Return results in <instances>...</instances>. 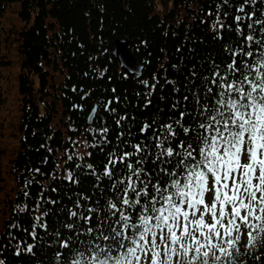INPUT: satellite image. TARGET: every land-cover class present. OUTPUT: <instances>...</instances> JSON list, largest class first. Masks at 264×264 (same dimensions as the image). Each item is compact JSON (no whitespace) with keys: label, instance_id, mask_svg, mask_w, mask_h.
Here are the masks:
<instances>
[{"label":"trees","instance_id":"trees-1","mask_svg":"<svg viewBox=\"0 0 264 264\" xmlns=\"http://www.w3.org/2000/svg\"><path fill=\"white\" fill-rule=\"evenodd\" d=\"M13 1L0 0V23ZM17 1L19 27L9 28L11 35H3L5 28L0 27V68L9 63L1 48L6 42L19 58L20 102L18 144L6 163L12 185L0 198V260L63 264V259H56L57 252H65L59 241L75 239L62 227L71 219L66 210L82 196L93 197L87 206H93L96 197L102 203L107 187L105 178L98 189L86 166L102 172L121 132L143 139V124L180 119L191 85H200L212 62L223 58L224 46L234 47L237 37L234 32L217 34L211 27L221 0ZM234 9L235 5L226 6L224 11L232 15ZM116 39L127 41L143 66V78L120 68L112 55ZM144 81L156 87H146ZM4 100L0 87V108ZM95 106L92 123L84 128ZM105 127L106 138L99 131ZM4 152L0 146V188ZM68 172L77 183L65 178ZM44 212L49 227L36 228L33 239L29 233L34 217ZM29 244L32 252L26 250ZM83 247L78 245L79 250ZM76 250L67 254L69 261ZM241 251L234 264H264V240L244 245Z\"/></svg>","mask_w":264,"mask_h":264},{"label":"snow or ice","instance_id":"snow-or-ice-1","mask_svg":"<svg viewBox=\"0 0 264 264\" xmlns=\"http://www.w3.org/2000/svg\"><path fill=\"white\" fill-rule=\"evenodd\" d=\"M232 5L230 15L224 8ZM211 27L234 32L235 46L225 45L220 62L191 85L180 119L143 124V139L121 132L102 172L86 166L98 189L106 178L103 202L77 197L66 210L62 227L75 239L59 241L58 261L232 264L242 235L248 245L264 240V0H221ZM99 131L106 138L109 129ZM65 178L77 183L71 172ZM47 215L34 217L33 239L49 227Z\"/></svg>","mask_w":264,"mask_h":264},{"label":"rangeland","instance_id":"rangeland-1","mask_svg":"<svg viewBox=\"0 0 264 264\" xmlns=\"http://www.w3.org/2000/svg\"><path fill=\"white\" fill-rule=\"evenodd\" d=\"M18 1L14 0L11 5L8 6L4 17L1 18L2 23L0 27L1 33L6 35L13 34L9 28L19 27L20 22L16 9L18 8ZM16 41H13V45H16ZM4 42L1 45L2 53L6 55L9 60L8 64L2 65L0 68V87L2 89L5 100L0 108V120L2 121L3 127L0 129V146L4 149L2 155V187L0 188V198L6 195V192L10 191L12 181L6 170V163L11 157L13 150L16 149L18 144L17 124L20 116V102L18 94V71H19V58L15 47ZM5 165V166H4ZM247 236H243L240 241L237 242V247L242 249L244 245L248 243Z\"/></svg>","mask_w":264,"mask_h":264},{"label":"water","instance_id":"water-1","mask_svg":"<svg viewBox=\"0 0 264 264\" xmlns=\"http://www.w3.org/2000/svg\"><path fill=\"white\" fill-rule=\"evenodd\" d=\"M112 55L119 63L120 68L126 73L134 76L135 78H143V66L139 64L138 60L128 50V43L125 39H116L113 42ZM96 111V106H95ZM95 112L91 111L88 115L84 128L91 125Z\"/></svg>","mask_w":264,"mask_h":264},{"label":"flooded vegetation","instance_id":"flooded-vegetation-1","mask_svg":"<svg viewBox=\"0 0 264 264\" xmlns=\"http://www.w3.org/2000/svg\"><path fill=\"white\" fill-rule=\"evenodd\" d=\"M241 253H242V251H241V249L239 248V251L236 253L235 257H237L238 255L241 256ZM232 264H234L233 261H232ZM235 264H236V263H235Z\"/></svg>","mask_w":264,"mask_h":264}]
</instances>
